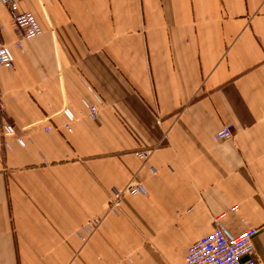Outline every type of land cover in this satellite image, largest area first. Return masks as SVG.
I'll return each mask as SVG.
<instances>
[{
	"label": "crops",
	"instance_id": "obj_1",
	"mask_svg": "<svg viewBox=\"0 0 264 264\" xmlns=\"http://www.w3.org/2000/svg\"><path fill=\"white\" fill-rule=\"evenodd\" d=\"M13 1L41 33L0 1V264H184L216 217L264 264V0Z\"/></svg>",
	"mask_w": 264,
	"mask_h": 264
},
{
	"label": "built area",
	"instance_id": "obj_2",
	"mask_svg": "<svg viewBox=\"0 0 264 264\" xmlns=\"http://www.w3.org/2000/svg\"><path fill=\"white\" fill-rule=\"evenodd\" d=\"M0 1L5 7H7L11 16L12 25L19 39L33 38L41 33V28L35 18L29 13L20 11L15 1ZM1 31L2 29L0 27V32ZM15 46L19 48V42H16ZM0 68H13V58L6 45L3 44L1 40ZM0 111H2L1 99ZM89 114L92 118L97 116V110L94 106L89 107ZM5 131L7 135L13 134V130L8 126L5 127ZM232 136L233 133L230 126H223L215 134V138L219 141L232 139ZM140 154L143 157H147L149 152H143ZM126 192L139 195L146 194L145 189L140 184L133 181H131L122 191L112 189L107 205V213H117L122 205V195ZM213 223V230L193 243L187 249L184 264H256L254 258L253 238L258 232L257 229L248 228L238 235H231L222 226L221 217L214 218ZM99 224V219L88 221L77 231V237L80 240L87 239L97 230Z\"/></svg>",
	"mask_w": 264,
	"mask_h": 264
}]
</instances>
